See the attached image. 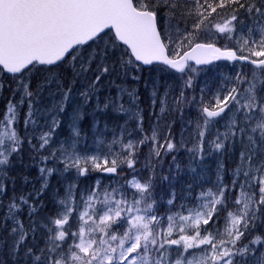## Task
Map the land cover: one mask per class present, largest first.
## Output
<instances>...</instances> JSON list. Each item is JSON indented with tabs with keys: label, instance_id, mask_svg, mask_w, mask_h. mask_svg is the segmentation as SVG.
Here are the masks:
<instances>
[{
	"label": "snow or ice",
	"instance_id": "1",
	"mask_svg": "<svg viewBox=\"0 0 264 264\" xmlns=\"http://www.w3.org/2000/svg\"><path fill=\"white\" fill-rule=\"evenodd\" d=\"M0 102V264H264V0H0Z\"/></svg>",
	"mask_w": 264,
	"mask_h": 264
},
{
	"label": "rangeland",
	"instance_id": "2",
	"mask_svg": "<svg viewBox=\"0 0 264 264\" xmlns=\"http://www.w3.org/2000/svg\"><path fill=\"white\" fill-rule=\"evenodd\" d=\"M220 65L219 68H214L212 71H210L209 73H207V75L205 76L204 74H201V77L199 78V83H203V81L205 79L207 80H211L214 75L217 72H224V73H228L230 71H232V68L226 67V65H229L227 63H220L218 64ZM212 66H210L211 68ZM144 76L146 78H148L149 80H155L157 82V84L160 87V94L163 95V91L165 89L166 86L169 87H174L176 84V80L174 78V76L166 73V72H159V71H152L151 73H149L148 71H145ZM141 89L143 91V87L141 86ZM5 95H7V93H5ZM142 99L144 100V103H142L140 105V107L144 110V115H145V126H147L148 124V117L151 114V112L153 110H151L150 106H149V102L147 100V94H145L144 96H142ZM3 105L0 107V109H2ZM146 107V108H145ZM26 111V106L21 110V115H23V113ZM71 111V109H69V112ZM156 111H158V109H156ZM61 119H63L65 121V124L67 123V117L66 116H62ZM87 120H91V117H87ZM121 122H123V119L121 118ZM21 132L23 133V124L21 126ZM181 159H183V153H181ZM186 162V161H185ZM209 164L211 165L212 168L215 167L214 163L211 161V159L209 160ZM49 166L51 167L52 165L49 164ZM37 173H38V169H37ZM208 175H211V172L208 173ZM39 176V174H38ZM186 178H188L187 176H185ZM181 179H183V177H181ZM52 183L55 184L56 183V179L53 178ZM105 183H107V181L105 180ZM197 192L199 191V189L196 190Z\"/></svg>",
	"mask_w": 264,
	"mask_h": 264
},
{
	"label": "trees",
	"instance_id": "3",
	"mask_svg": "<svg viewBox=\"0 0 264 264\" xmlns=\"http://www.w3.org/2000/svg\"><path fill=\"white\" fill-rule=\"evenodd\" d=\"M2 105H3L2 102H0V107H1ZM145 108H146V107H145ZM21 126H22V122H21ZM27 162H28V161L25 160V163H27ZM26 174L29 175V180H30V184H28V185L26 186V189H27V190H30L33 184L38 188V187H39V182H38V174H39V173H37V168L33 167V168L29 169L28 172H27ZM187 179H188V178H186V177L184 176L182 180H185V181H186Z\"/></svg>",
	"mask_w": 264,
	"mask_h": 264
},
{
	"label": "water",
	"instance_id": "4",
	"mask_svg": "<svg viewBox=\"0 0 264 264\" xmlns=\"http://www.w3.org/2000/svg\"><path fill=\"white\" fill-rule=\"evenodd\" d=\"M224 62H226V61H220V62H216V64H220V63H224ZM226 63H228L229 64V62H226ZM146 68H148V67H150V66H145ZM205 67H209V66H205Z\"/></svg>",
	"mask_w": 264,
	"mask_h": 264
},
{
	"label": "bare ground",
	"instance_id": "5",
	"mask_svg": "<svg viewBox=\"0 0 264 264\" xmlns=\"http://www.w3.org/2000/svg\"><path fill=\"white\" fill-rule=\"evenodd\" d=\"M152 110V109H151Z\"/></svg>",
	"mask_w": 264,
	"mask_h": 264
}]
</instances>
